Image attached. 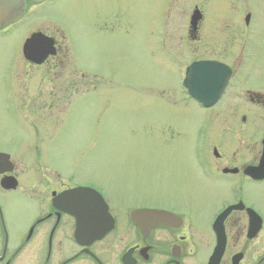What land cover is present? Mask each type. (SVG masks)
Returning a JSON list of instances; mask_svg holds the SVG:
<instances>
[{"label":"rangeland","instance_id":"1","mask_svg":"<svg viewBox=\"0 0 264 264\" xmlns=\"http://www.w3.org/2000/svg\"><path fill=\"white\" fill-rule=\"evenodd\" d=\"M230 1L48 0L37 6L0 41V68L28 33L43 30L68 48L87 80L81 85L75 80L76 94L51 117L19 115L0 94V149L10 154L24 181L35 176L37 184L59 175L77 185L92 184L114 211L162 204L176 192L186 209V196L195 197L187 192L197 190L187 207L203 226L201 218L230 187L197 176L194 165L213 158L217 140L224 143L217 147L225 158L251 156L264 132V114L262 128L255 114L248 132L238 125L240 113L257 106L245 89L264 91V0ZM194 6L205 17L197 43L188 39ZM197 58L232 64L226 93L211 109L186 99L180 86L182 67ZM75 74L72 79L79 78ZM34 84L24 91L30 98L44 89ZM23 100L27 109L30 103ZM246 194L264 213V184L248 185ZM4 205L13 229L27 226L32 206L7 199ZM204 263L203 258L195 264Z\"/></svg>","mask_w":264,"mask_h":264},{"label":"flooded vegetation","instance_id":"2","mask_svg":"<svg viewBox=\"0 0 264 264\" xmlns=\"http://www.w3.org/2000/svg\"><path fill=\"white\" fill-rule=\"evenodd\" d=\"M46 1L33 3L25 0V10L20 18L0 28V41L16 31L24 18L34 14L35 8ZM223 3L230 5L231 1L223 0ZM196 9L200 11V18L195 30H189L188 36L193 43L200 41L199 33L204 29L205 22L202 10L194 6L193 10ZM224 14L226 17L225 10ZM227 26V19L224 18V29ZM34 32L52 38L54 51L37 64L25 58L23 43L14 47L7 53V59L0 68V94L6 102L16 106L14 112L19 115L26 118L51 117L58 111L62 112L71 92L76 94V87L72 89V86L77 84L73 83L76 80L80 81L79 85L83 84L87 80V73L74 66L68 48L61 47L53 35L37 30L28 33L27 37ZM198 60L217 59L197 58L189 63ZM73 71L75 75L79 74V78L72 79ZM230 79L222 96L226 93ZM30 83H37V90L39 86L44 89L30 98V94L25 93L29 91L27 85ZM57 84L63 88H56ZM245 92L257 105L256 109H246L240 113L239 128L248 132L253 124L251 115L254 114L262 128L264 91L247 88ZM23 98L30 103L27 109L22 106ZM221 142H214L213 158H209L207 163L194 165L197 176L230 187L228 196L220 200L208 216L201 218V227L194 222L193 209L188 208L197 198V190L187 192L194 193L195 197L186 196V209L180 207L182 195L176 192L174 199L167 201L164 198L162 204H144L114 211L109 198L92 184L77 185L59 175H56L57 179H43L37 184H33L35 176L31 183L25 182L10 154L0 149V264H195L203 258L206 264L217 243V230H221L224 235V247L218 264H233V258L236 264H264V213L246 194L248 185L261 187L264 184V132L252 148H245H250L251 156L243 155L236 161L232 156L225 158L218 151V144H224ZM190 179L194 181L191 186L196 188L195 178ZM79 186L92 188L103 197L112 220L109 232L86 243L76 239V218L66 210L69 198L62 196L67 190ZM4 199L11 203L26 201L29 207L32 206L31 220H28L26 227L12 228ZM91 201L94 205L87 214H92L91 218L94 219L98 207L95 206L96 198ZM139 209L159 210L166 214L159 217L149 213L139 219L137 224L132 212ZM227 209V213L221 216Z\"/></svg>","mask_w":264,"mask_h":264},{"label":"water","instance_id":"3","mask_svg":"<svg viewBox=\"0 0 264 264\" xmlns=\"http://www.w3.org/2000/svg\"><path fill=\"white\" fill-rule=\"evenodd\" d=\"M40 1V0H32ZM24 10V0H0V28L16 20ZM200 12L196 9L190 18V29L194 31ZM54 40L41 32H35L23 44L25 58L34 63H41L44 58L52 53ZM230 69L217 62L199 61L191 64L186 70L183 85L188 89L189 95L196 98L202 105L210 106L219 98L228 81ZM64 197L69 198L66 210L75 216L77 226L75 237L79 242L86 243L103 237L111 228L112 220L107 211V206L101 196L93 189L76 187L65 192ZM96 198L98 213L91 218L92 199ZM157 214L163 217L166 213L158 210H136L132 217L137 222L147 214ZM223 249V240L219 243L215 253L208 264H218Z\"/></svg>","mask_w":264,"mask_h":264}]
</instances>
